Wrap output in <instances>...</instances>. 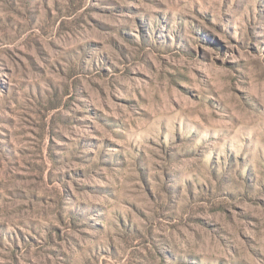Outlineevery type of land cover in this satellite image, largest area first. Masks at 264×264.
I'll use <instances>...</instances> for the list:
<instances>
[{
  "label": "rangeland",
  "instance_id": "1",
  "mask_svg": "<svg viewBox=\"0 0 264 264\" xmlns=\"http://www.w3.org/2000/svg\"><path fill=\"white\" fill-rule=\"evenodd\" d=\"M0 264H264V0H0Z\"/></svg>",
  "mask_w": 264,
  "mask_h": 264
}]
</instances>
